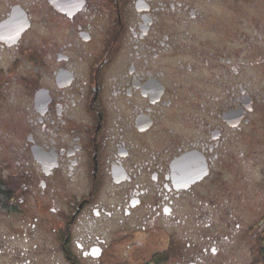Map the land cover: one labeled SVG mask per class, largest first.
Instances as JSON below:
<instances>
[{
    "label": "flooded vegetation",
    "instance_id": "flooded-vegetation-1",
    "mask_svg": "<svg viewBox=\"0 0 264 264\" xmlns=\"http://www.w3.org/2000/svg\"><path fill=\"white\" fill-rule=\"evenodd\" d=\"M0 264H264V0H0Z\"/></svg>",
    "mask_w": 264,
    "mask_h": 264
},
{
    "label": "water",
    "instance_id": "water-1",
    "mask_svg": "<svg viewBox=\"0 0 264 264\" xmlns=\"http://www.w3.org/2000/svg\"><path fill=\"white\" fill-rule=\"evenodd\" d=\"M199 173V172H198ZM194 175H188L189 177L185 178V179H179L178 181L180 182L181 180L183 181L184 183V187H187L189 186L190 184H193L195 183L196 181L199 180V177H200V173L199 174H196V172H193Z\"/></svg>",
    "mask_w": 264,
    "mask_h": 264
}]
</instances>
